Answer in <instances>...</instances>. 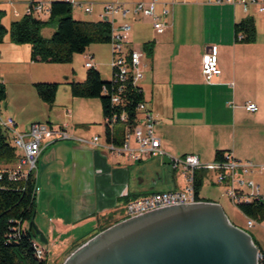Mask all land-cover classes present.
Returning a JSON list of instances; mask_svg holds the SVG:
<instances>
[{"label":"crops","instance_id":"obj_1","mask_svg":"<svg viewBox=\"0 0 264 264\" xmlns=\"http://www.w3.org/2000/svg\"><path fill=\"white\" fill-rule=\"evenodd\" d=\"M26 1L17 3V7L12 0H3L12 7L11 21L23 15ZM75 1L89 4L92 8L91 13L74 8L79 14L76 19L92 21L100 20L102 5L107 2ZM138 1L141 0L108 2H120L129 9L124 17L120 12L114 15L116 27L125 22L131 26L127 46L140 49L143 58L142 45H148L150 57L146 63L142 60L143 78L139 85L143 100L156 119L154 130L160 138L161 148L177 157L196 154L205 163L213 161L217 151H229L237 159L261 164L262 169L254 171L249 178L264 186V139L258 136V131L264 128V14L254 8L245 13L239 5L223 3L218 12L224 16L201 21L187 18L184 14L196 8H210L217 12L216 6L208 5L217 4L214 0H183L177 5H174V0H162L155 11L166 23L167 31L157 33L150 18L132 11ZM170 5H173L171 9ZM170 10L169 21H166L164 15L168 16ZM251 11L256 13V18ZM248 16L254 20L255 41L236 42L234 25ZM204 22L207 30L214 32L209 37L198 34L197 25ZM137 24H141L140 29L135 27ZM134 33L140 35L141 48L133 43ZM106 45H109L111 76L110 43L90 44L73 58L82 55L86 61L89 56L93 68L101 76L96 54L100 47ZM212 47L216 50L220 74L207 82L201 73L200 62L202 54ZM75 71L73 69L74 74ZM85 75L81 72L78 80L82 81ZM246 102H254L257 110L248 111ZM69 104L68 113L72 111V114L64 125L73 137H81L88 142L75 138L55 141L41 150L36 162L34 218L39 216L41 223L46 224L47 235L41 231L47 243L61 246L62 252L78 246L87 235L86 239H89L94 234L90 232L98 230L106 220L119 219L122 216L119 202L156 191L182 189L187 183L181 171L168 170L164 156L156 155L157 158L161 156V160H153V156L137 165L127 162L128 159L122 155L102 151L104 148L100 144L104 140L99 134L102 132L103 113L98 98L73 97ZM32 122L42 121H31L21 129H26ZM94 135L99 136V145L90 143ZM204 170L203 182L207 178L213 185L211 177L214 178V171ZM201 188L199 198L216 202L204 198ZM47 208H52L53 213L48 215ZM86 224H91L89 230L75 231Z\"/></svg>","mask_w":264,"mask_h":264},{"label":"built area","instance_id":"obj_2","mask_svg":"<svg viewBox=\"0 0 264 264\" xmlns=\"http://www.w3.org/2000/svg\"><path fill=\"white\" fill-rule=\"evenodd\" d=\"M52 0H27L23 15L42 17L48 14L50 2ZM69 2L72 9L81 8L86 13H91V5L79 3L75 0H64ZM162 0L138 1L134 4L132 11L148 17L152 21L154 30L157 33L163 32L166 23L155 11L156 5ZM216 3H228L239 5L245 13H249L254 8L258 13L264 14V0H214ZM129 9L123 7L120 2H106L102 5L101 20H107L112 27L111 33V76L109 83L103 84L102 94L107 96L110 105L120 108L125 105L124 97L126 86L131 83L141 90L140 81L143 78L142 51L127 46L128 33L131 30L129 23H122L118 27L115 25L114 15L118 12L124 17ZM166 12V11H164ZM17 14V13H15ZM237 34V38H241ZM86 68H93L92 60L86 57L84 63ZM200 70L207 82L220 74L217 54L214 47L201 56ZM245 108L250 112L257 110L254 102H246ZM103 124L108 128L109 133L114 134L115 125L122 124L121 140L114 142L112 138L100 144L108 152L122 155L131 161L147 160L153 156L161 155L167 158L168 165L173 171H181L186 178V185L182 189L156 191L145 196L128 200L124 206V213L120 217L122 220L145 211L176 204L200 202L194 190V172L199 169H212L214 171L215 182L225 188L228 199L237 204L251 201L264 202V186L255 183L249 176L256 170L262 169L261 164H256L251 160H241L233 156L229 151L222 152L221 158L211 162H202L198 155L188 153L183 156H173L161 148L160 138L155 134L156 119L152 110L145 100H141L135 107V117L130 122L124 109L112 111L108 115H103ZM0 127L9 135L12 146L17 152V159L9 168L0 167V180L7 178L8 181L25 180L30 173L36 179V162L41 150L48 144L58 140L75 138L80 142H88L81 137H73L67 125L54 128L44 122H32L26 129H19L13 117L5 116L0 107ZM99 136L94 135L90 143L99 145ZM37 191V187L35 192ZM247 227H252L255 220L245 216ZM33 247L36 255L45 257L46 249L40 245L38 239L33 240ZM263 253L258 250L257 262L261 264Z\"/></svg>","mask_w":264,"mask_h":264},{"label":"trees","instance_id":"obj_3","mask_svg":"<svg viewBox=\"0 0 264 264\" xmlns=\"http://www.w3.org/2000/svg\"><path fill=\"white\" fill-rule=\"evenodd\" d=\"M5 10L0 8V43L4 35L9 32L13 42L17 44H29L31 47V60L46 62H71L74 54L83 53L93 43H109L111 40L112 27L107 20H81L72 16V7L64 0H52L46 19L29 14L15 18L7 27L2 19ZM54 24L55 30L48 38L43 37L41 29ZM235 41L250 43L255 41L256 29L251 16L245 17L235 23ZM241 38H237V34ZM103 80L95 68H88L82 81L69 82L70 93L73 97L98 98L101 102L103 115L112 111L124 109L133 122L135 107L143 99L142 90L134 87L131 83L126 86L124 97L125 105L114 108L110 105L109 98L102 94ZM38 97L46 102L52 103L58 88L56 82H35L33 84ZM5 97V86L0 80V100ZM106 139L119 143L121 134L118 136L109 133L105 126ZM222 151L215 153V159L221 158ZM18 155L12 146L6 130L0 127V167L9 168L15 163ZM206 171L199 169L194 172V190L198 200L199 190L203 184ZM36 179L32 173L22 181H8L7 178L0 180V264H47L45 257H38L33 247L34 233L29 230L25 223L35 216V192ZM238 210L246 217L255 222L264 221V202L251 201L237 204ZM110 220H106L109 222ZM113 220L108 225L100 224L97 232L117 222ZM92 235V236H93ZM91 236V237H92ZM84 239L79 245L84 243ZM255 243V242H254ZM256 244V243H255ZM257 245V244H256ZM258 247V246H257ZM261 251V249L258 247ZM262 252V251H261ZM264 264V259L261 261Z\"/></svg>","mask_w":264,"mask_h":264},{"label":"water","instance_id":"obj_4","mask_svg":"<svg viewBox=\"0 0 264 264\" xmlns=\"http://www.w3.org/2000/svg\"><path fill=\"white\" fill-rule=\"evenodd\" d=\"M164 162H168L164 157ZM29 230L47 243L29 221ZM251 236L219 203H176L120 220L69 251L62 264H258Z\"/></svg>","mask_w":264,"mask_h":264},{"label":"rangeland","instance_id":"obj_5","mask_svg":"<svg viewBox=\"0 0 264 264\" xmlns=\"http://www.w3.org/2000/svg\"><path fill=\"white\" fill-rule=\"evenodd\" d=\"M6 1V0H5ZM13 3H16L17 7L18 4L22 0H12ZM19 1V2H18ZM89 3H100L103 1H110V0H83ZM202 1V0H200ZM183 0H174V5L181 4ZM18 3V4H17ZM208 4L207 2H203ZM209 6H216L217 12H214L209 9L205 8H196L193 11L190 10L186 14L187 18L193 17L197 18L198 20H211V19H218L217 16H224L223 13L218 12V8L223 6V3H217L215 5L208 4ZM173 6V5H172ZM172 6L170 5L169 8L171 9ZM0 8H5L6 13L2 19L3 23L8 27L9 22L12 19L11 13L12 7L9 3H4L3 0H0ZM251 14L254 16L256 15L255 12L251 11ZM78 12L76 9H72V16L78 17ZM171 15L168 16L164 15V19L169 21ZM47 14H44L41 18L46 19ZM19 17V16H18ZM16 17V18H18ZM256 18V16H255ZM213 22V21H212ZM197 25L198 34L202 36L211 35L214 32H209L207 30V26L204 25ZM137 29L141 28V24H137L135 26ZM54 24H48L41 29V34L43 37H50L55 30ZM167 31V27L165 29ZM165 31V32H166ZM193 31H191L192 33ZM135 38H133V43L140 47V35L138 33H134ZM157 37V35H156ZM159 38V37H158ZM153 41V40H152ZM143 43V42H142ZM242 43V42H241ZM142 48L144 50V57L142 58L143 62H147L150 57L148 54L150 53L148 50V45L143 44ZM109 45L99 48V53L96 54V59L100 61L99 68L101 69V77L103 80H108L110 78V69L108 66L109 62ZM31 47L29 44H17L12 41L10 37V33L7 32L4 37L3 41L0 43V80L4 83L5 86V97L0 100V107L5 116L12 115L16 122L18 123V128L21 129V126H27L31 121L34 120H41L42 122L53 126L54 128H58L63 126L64 122H69L70 114L68 113L69 110V103L70 100L73 98L70 93L69 82L71 81H79V77H81V72L86 73V68L84 66L85 58L82 55L79 57H72L71 62H46V61H35L31 60ZM77 56V54H74ZM73 55V56H74ZM73 69H75V74L73 73ZM35 82H56L58 83L57 92L55 95V99L52 103H46L42 101L35 89L33 84ZM76 112V111H75ZM102 132L99 134L101 140H105V125L102 124ZM123 129L122 124L115 125V131L119 136ZM258 136L264 139V128L258 131ZM104 152H108L106 149H102ZM160 159L161 156L157 158V156L153 157V160ZM127 162H133L137 165L143 163L142 161H131L128 159ZM168 170H171L170 167H167ZM177 171V170H176ZM212 181L215 182V178L211 177ZM208 179H204L202 188H201V195L206 199H211L216 201L221 205L223 208L227 218L231 223L234 225L241 227L242 229L246 230V232L251 236L253 242L257 244V246L262 250L264 254V221L258 223L255 222L252 227H247L245 223V216L238 210L237 206L234 205L226 196L225 188L222 185H214L216 183L210 184L207 181ZM220 186V187H216ZM127 202V201H126ZM124 201L119 202V212L121 215L124 213ZM46 213H53L52 208H47ZM115 220H122L121 218H117ZM117 221V222H118ZM34 222L36 226L40 230H44V233L47 235L46 224H42L40 217L37 216L34 218ZM113 220L106 222L103 225H108L112 223ZM29 222L25 223V226H28ZM112 225V224H111ZM91 228V224H86L84 227H78L75 231L76 232H83L87 231ZM98 230H92L91 235ZM88 237L85 236L83 239ZM38 239V238H37ZM39 241V239H38ZM40 245L46 249L45 258L47 260V264H62V259L64 256L71 250L64 249L65 251H61V246H51L50 242L43 243L39 241ZM75 248V247H74ZM72 249V248H71ZM62 252V253H60ZM62 261V262H61Z\"/></svg>","mask_w":264,"mask_h":264}]
</instances>
